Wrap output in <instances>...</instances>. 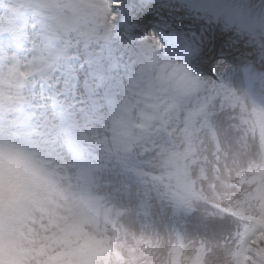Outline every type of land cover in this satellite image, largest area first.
Returning a JSON list of instances; mask_svg holds the SVG:
<instances>
[{"label": "rangeland", "instance_id": "374dc122", "mask_svg": "<svg viewBox=\"0 0 264 264\" xmlns=\"http://www.w3.org/2000/svg\"><path fill=\"white\" fill-rule=\"evenodd\" d=\"M6 2L9 0H0V2ZM46 6L55 9L56 13H62L66 15L63 23V28L69 26L64 34L71 40V51L73 52L75 59L73 65V89L71 97L72 103L75 105L74 117L76 122L80 126L92 122V125L88 126L86 130V146H87V156L95 164L96 172H114L113 167L120 166L122 161V156L119 151L122 140L129 136L131 133H126V126L133 122L139 124L135 116L138 112L132 110L129 105V87L125 84H118L115 81L112 71L108 68V55L107 51L100 58L101 60L95 64L91 63V58L94 52L99 48L98 44V34L102 26V18L99 15V8H108V0H41ZM135 3V0H129ZM126 8V7H123ZM75 11H83V14L77 17L74 21L72 20V15ZM248 19L247 16L238 15L237 21L239 23H246ZM254 26L257 25L259 30H263L261 22L257 24L255 18L248 19ZM44 20H39L38 27L42 28ZM151 39L152 36L146 37ZM124 52V50H123ZM131 55L136 53L130 52ZM6 54L4 55L0 63L4 65ZM154 62L156 69L162 74L166 75V78L176 77L177 72L169 71L167 67L161 64L157 59H148ZM26 67L30 74L32 70L28 66V57L25 58ZM47 58L44 57V53L40 51L35 57H33L34 65H42L40 73L36 76L35 89L39 93L38 108L33 109L29 115L28 119L23 120L25 128L23 131L16 128V115L8 106L7 115L5 120L2 121V130L4 135H9L17 138H23L26 141L35 140V143H26L24 145L16 147L17 153L29 161L32 165L34 174L39 175L41 173H51L56 175V181L59 185L57 192L54 195H49L46 193L41 194L42 198L49 201L48 204H42L41 210L44 217V230L42 232L43 237H52V240H56L55 236L71 233V222L86 220L89 223L90 232L88 234V240L94 241L97 237L101 236V230H110L111 226H104L101 222L98 223L99 219H102V214L97 216L98 212L95 208L90 210H83L78 197L81 194V189L85 190L81 186L79 179L76 176V167L74 162L69 164L68 153L63 136L60 131L57 118L52 114L49 103H48V89L46 86L42 85V79H49L51 70L45 69ZM95 65L97 69H101L99 73L106 76V82L101 84L99 90H95L94 84H89L87 78L89 77V67L90 65ZM225 67H221L220 71L224 70ZM92 78V76H91ZM2 81L9 80L8 68H6L5 77H1ZM93 79V78H92ZM94 80V79H93ZM166 80V79H165ZM164 81V78L162 82ZM181 85L183 86V93L179 99L175 102L168 103L167 109L173 111L179 116L186 120L185 129L184 124L181 126L183 131L182 140H188V143H184L187 148L184 151V158L182 160L180 176L186 179L194 180L196 183L206 182V187L203 186V192H200V196L203 198L217 199L219 197L226 198L224 188H221L217 193L216 183L213 181L212 175H206L204 181L201 176L200 170L202 167L199 163V158L203 157L204 152L209 151V156L222 158L225 161V156L229 152H233L235 158L239 160V154L242 155L240 148L235 147L232 144H226L224 147L225 151L220 148H216L211 144L209 140L208 131L205 128L208 116L216 118L217 122L225 127L230 126L231 120L227 123L225 122V114L232 107L230 101L232 99L230 93L225 90V84L222 83L221 87L218 86L213 80L206 81L201 78L184 76L181 79ZM216 85V86H214ZM89 106V111L86 112L84 106ZM126 111V114L123 112ZM187 114L192 115L198 121L199 129L191 137L189 135L190 127L188 124ZM129 116L132 120H129ZM244 129H242L243 131ZM84 132V135H85ZM229 137H232L234 144H237V133L234 131ZM227 137V138H229ZM138 147V145H137ZM37 149L51 155V161L56 164V171L44 172L39 168L36 159L28 158L29 149ZM150 148L149 142H141L140 147H138V154L142 157L146 154ZM238 152V153H237ZM151 155V154H149ZM217 155V156H216ZM66 159L68 163V169H63L58 162L60 159ZM153 159L151 156H147V162ZM245 160L244 157L240 158ZM247 160V159H246ZM109 165V169L101 170L99 165L100 162ZM201 161V160H200ZM226 162L232 170H236L237 165L233 159H231L228 154L226 157ZM241 162V161H240ZM124 164V163H123ZM227 166V171L230 175H234L237 171H231ZM61 169L63 171H61ZM67 171V172H66ZM96 176V174H95ZM202 179V181L200 180ZM230 182H234V178L229 179ZM151 183L149 187L151 188V196L157 195L158 191H154ZM73 188V189H72ZM163 195L165 194L162 191ZM2 192H0L1 196ZM200 199V198H197ZM174 208V203L171 200L168 206L164 207L166 213H170ZM202 215L204 214V209L200 208ZM210 216L205 218L202 216V225L197 228L189 227V220L186 229L176 222L173 221L172 224L166 222V216H160V213H156L154 217V222L157 224L155 232L158 239L164 240V250L163 254L167 255L169 251H173V244L177 242L175 239L173 230L170 227L177 228L181 235V242L185 246V254L187 256H193L195 253V248L203 247L205 248V257L207 258V264H232L231 252H234L236 243L234 242L233 233H228L231 229L232 221L229 217L211 209ZM108 213H111V208L109 206L105 207ZM24 223L22 227L25 225ZM21 227V228H22ZM62 229L58 231L56 229ZM221 228V231L214 232V229ZM201 238V239H200ZM50 241V240H49ZM45 258L47 262L49 259L53 258L55 261H59L64 257L63 253H56L52 249L45 248ZM209 252V253H208ZM134 258L133 252H131ZM157 261L147 260V263L143 264H155Z\"/></svg>", "mask_w": 264, "mask_h": 264}, {"label": "clouds", "instance_id": "9594fccd", "mask_svg": "<svg viewBox=\"0 0 264 264\" xmlns=\"http://www.w3.org/2000/svg\"><path fill=\"white\" fill-rule=\"evenodd\" d=\"M53 27L59 30L55 22ZM26 143H35V140L26 141L9 135L0 137V192L5 196L9 194L18 196L21 204L28 203L26 197L33 189L36 179L32 165L16 151V147ZM35 159L44 172L56 171L55 162H50L43 151L37 153Z\"/></svg>", "mask_w": 264, "mask_h": 264}, {"label": "bare ground", "instance_id": "6f19581e", "mask_svg": "<svg viewBox=\"0 0 264 264\" xmlns=\"http://www.w3.org/2000/svg\"><path fill=\"white\" fill-rule=\"evenodd\" d=\"M179 1H181L180 3H184V4H185V6L180 10V12L186 11V10H187V7L190 8V9H192V3L194 2V0H179ZM182 1H183V2H182ZM186 16H188V14H184V15H182V17H186ZM148 17H149L150 19L154 18L153 14H152V15H151V14H148ZM201 17H202V16H200L198 19H201ZM175 21H176V19H175ZM175 21H174V22H175ZM174 22H172L170 25L175 26L176 23H174ZM164 25H166V23H164ZM197 25H198L199 28H202V27L204 26V20L201 21V24H200V21H198V22H197ZM161 28H163V27H161ZM229 31H230V30H229ZM209 56H210V55L204 56L203 59H207ZM138 231H140V229H139L138 225H135L134 228H133V232H134L135 234H139Z\"/></svg>", "mask_w": 264, "mask_h": 264}]
</instances>
